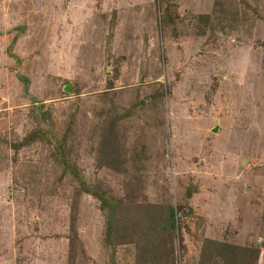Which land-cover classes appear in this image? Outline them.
Here are the masks:
<instances>
[{"label": "rangeland", "instance_id": "374dc122", "mask_svg": "<svg viewBox=\"0 0 264 264\" xmlns=\"http://www.w3.org/2000/svg\"><path fill=\"white\" fill-rule=\"evenodd\" d=\"M207 238L264 264V0H0V264H200Z\"/></svg>", "mask_w": 264, "mask_h": 264}, {"label": "trees", "instance_id": "16d2710c", "mask_svg": "<svg viewBox=\"0 0 264 264\" xmlns=\"http://www.w3.org/2000/svg\"><path fill=\"white\" fill-rule=\"evenodd\" d=\"M167 18L169 19V14L165 15L164 18H162V21H167ZM199 18H207L210 19L211 15L209 14H199ZM23 78V81L28 83V78ZM121 115H118V117L114 118L112 120V125L109 130V133L111 135V138H115L117 136V132H115V126L120 120ZM48 131L45 130L39 133L33 132L32 134H29L24 140L23 143H29L32 140H35L36 138L43 139L46 138ZM55 155L57 160L60 164L63 165V168L66 172H70L74 177L78 180V182L81 184L83 191L93 193L96 195L100 200L108 207L109 213V221H108V228H107V240L110 245H116L113 242V238L116 236L117 228L114 223V217L115 213L117 211L116 206L111 204V199H107L105 197L104 193L98 192L94 190L90 184L87 183V181L83 178L82 174L80 173L79 168L75 163H73L69 158V153L65 146L62 145V143L58 142V144L55 146ZM192 194L191 191L188 192V195ZM121 202V199L118 200V202ZM114 203H116V199L113 200ZM166 215L164 216V213L161 210H156L158 212L156 214V220L155 224L153 226V231L158 233H164L171 236V238H174V233H169L173 229L178 227V220H177V211L176 208H174L172 205L166 206ZM155 215V212L153 213ZM125 242L120 241L119 244H123ZM205 245L202 248L201 251V257H203L200 261V264H250L247 262H250V260L256 259L260 253V249L258 248H252V247H246V246H238L237 244H231L229 242H223L215 239L207 238L205 240ZM171 249L174 250L173 245H171ZM149 252V250H148ZM168 261L171 260L168 258ZM213 261V262H212ZM111 264H116L113 260ZM143 264H149L148 261L143 262ZM174 264V262H172Z\"/></svg>", "mask_w": 264, "mask_h": 264}]
</instances>
